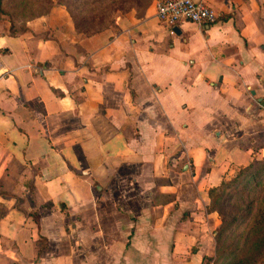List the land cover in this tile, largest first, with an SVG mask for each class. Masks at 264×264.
Here are the masks:
<instances>
[{
    "label": "crops",
    "instance_id": "1",
    "mask_svg": "<svg viewBox=\"0 0 264 264\" xmlns=\"http://www.w3.org/2000/svg\"><path fill=\"white\" fill-rule=\"evenodd\" d=\"M155 0L78 32L63 5L0 28V264H203L208 190L264 158V0ZM172 30V31H171Z\"/></svg>",
    "mask_w": 264,
    "mask_h": 264
},
{
    "label": "trees",
    "instance_id": "2",
    "mask_svg": "<svg viewBox=\"0 0 264 264\" xmlns=\"http://www.w3.org/2000/svg\"><path fill=\"white\" fill-rule=\"evenodd\" d=\"M58 0L70 15L76 30L92 34L112 26L115 11H127L152 0ZM86 1L92 3V7ZM23 8L52 6V0H16ZM0 0V11H3ZM87 9V10H86ZM209 207L218 212L220 223L214 229V256L203 257V264H264V158L252 159L232 176L208 190ZM3 208L0 205V216Z\"/></svg>",
    "mask_w": 264,
    "mask_h": 264
},
{
    "label": "built area",
    "instance_id": "3",
    "mask_svg": "<svg viewBox=\"0 0 264 264\" xmlns=\"http://www.w3.org/2000/svg\"><path fill=\"white\" fill-rule=\"evenodd\" d=\"M155 11L170 29L180 20L209 24L217 19L216 11L202 0H155Z\"/></svg>",
    "mask_w": 264,
    "mask_h": 264
},
{
    "label": "rangeland",
    "instance_id": "4",
    "mask_svg": "<svg viewBox=\"0 0 264 264\" xmlns=\"http://www.w3.org/2000/svg\"><path fill=\"white\" fill-rule=\"evenodd\" d=\"M78 6H80V10L85 8V3L83 1L77 0ZM87 5L90 2L86 1ZM61 5L58 3V0H52V6ZM92 3L89 5L90 7ZM3 11H8V13H2L0 11V28H5L8 31L12 30H22L26 26V22L30 21L39 16L45 15L49 9L46 8V5H30L23 8L22 5L17 4L16 0H2ZM144 5L141 3L138 8H136L137 12H141L144 9ZM133 9V8H130ZM129 9V10H130ZM87 10V9H86ZM124 11H115V15L117 13H123Z\"/></svg>",
    "mask_w": 264,
    "mask_h": 264
}]
</instances>
